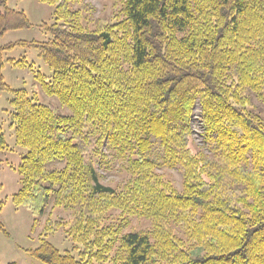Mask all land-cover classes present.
I'll list each match as a JSON object with an SVG mask.
<instances>
[{
    "label": "trees",
    "instance_id": "obj_1",
    "mask_svg": "<svg viewBox=\"0 0 264 264\" xmlns=\"http://www.w3.org/2000/svg\"><path fill=\"white\" fill-rule=\"evenodd\" d=\"M54 7L48 38L0 47V93L11 94L15 143L26 150L12 203L42 235L62 229L73 250L42 240V264H264V0H110L90 20L84 0ZM0 0V37L29 28ZM33 47L50 70L37 86L66 112L12 90L3 52ZM26 68L24 59H7ZM203 148H192L195 107ZM261 106V107H259ZM6 147L0 129V150ZM118 163L127 181L102 184ZM181 172V190L160 172ZM147 221L129 230L130 219ZM0 231L6 234L0 222Z\"/></svg>",
    "mask_w": 264,
    "mask_h": 264
},
{
    "label": "rangeland",
    "instance_id": "obj_2",
    "mask_svg": "<svg viewBox=\"0 0 264 264\" xmlns=\"http://www.w3.org/2000/svg\"><path fill=\"white\" fill-rule=\"evenodd\" d=\"M84 2L93 9L90 20L109 18L112 15L113 8L110 0H84ZM5 3L10 9L22 11L27 17L30 27L6 32L0 37V47L19 41L43 42L48 38V33L42 26H50L54 22L53 6L37 0H5ZM2 59L4 66L1 69V75L12 90H29L35 85L37 98L41 103L56 105L60 112H66L55 98L45 96L40 86H37L36 77L38 75L48 77L50 70L38 57L37 51L33 47L16 46L10 51L3 52ZM7 59L15 61L24 59L27 67H13L6 62ZM10 99V93H0V129L6 144V147L0 150V222L6 231V234L0 231V264H42L30 255L31 251L39 247L42 240L50 243L61 253L71 252L74 246L71 239L65 235L63 225L62 229L43 236L45 220L50 217L53 221L64 224L70 221L71 215L70 212L62 208H53L51 202L47 205L45 213L34 221L29 211L22 207H16L12 203L13 195L20 188L18 167L26 150L15 143L9 119L8 102ZM198 108V106L195 107V117L192 122V128L195 134H198V136L193 135L192 137L193 149L203 148L201 137H199L201 127L197 120ZM160 172L170 179L178 190H181L182 179L178 169H162ZM99 174L102 184L107 186L121 187L127 181V176L121 171L118 163H114L108 171L99 169ZM149 228V223L143 219H130L129 230L141 232Z\"/></svg>",
    "mask_w": 264,
    "mask_h": 264
}]
</instances>
